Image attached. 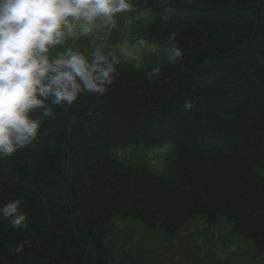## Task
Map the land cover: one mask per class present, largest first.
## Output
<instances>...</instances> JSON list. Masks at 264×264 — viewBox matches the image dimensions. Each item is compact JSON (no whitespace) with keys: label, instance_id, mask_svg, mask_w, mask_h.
<instances>
[{"label":"trees","instance_id":"trees-1","mask_svg":"<svg viewBox=\"0 0 264 264\" xmlns=\"http://www.w3.org/2000/svg\"><path fill=\"white\" fill-rule=\"evenodd\" d=\"M132 7L102 41L121 61L105 96L55 106L32 144L0 158V206L19 199L29 225L0 218V264H110L123 221L167 237L222 221L264 253V0ZM172 32L184 53L175 65L162 51ZM136 40L155 51L123 61L117 44ZM65 46L92 50L85 38Z\"/></svg>","mask_w":264,"mask_h":264},{"label":"clouds","instance_id":"clouds-1","mask_svg":"<svg viewBox=\"0 0 264 264\" xmlns=\"http://www.w3.org/2000/svg\"><path fill=\"white\" fill-rule=\"evenodd\" d=\"M132 9V0H0V158L32 144L44 118L55 119V106L67 110L82 94L105 96L115 83L120 58L102 42H90L92 50L85 54L65 46L66 41L99 28L111 31L116 15ZM165 12L174 14V9ZM176 36L170 33L171 47L162 49L172 65L184 55L173 42ZM57 45L63 51L50 55ZM160 67L157 63L145 72L150 83L159 77ZM37 110L42 115L34 117ZM0 218L13 229L29 226L19 199L0 206Z\"/></svg>","mask_w":264,"mask_h":264},{"label":"rangeland","instance_id":"rangeland-1","mask_svg":"<svg viewBox=\"0 0 264 264\" xmlns=\"http://www.w3.org/2000/svg\"><path fill=\"white\" fill-rule=\"evenodd\" d=\"M132 12L120 14L128 22ZM118 17L116 15V24ZM109 32L99 28L87 38L89 42H100ZM121 52L141 57L140 48L122 46ZM107 241L110 264H264V253L258 254L249 244L239 241L221 221L209 227L197 220L173 237L146 231L134 221H123L117 224L115 233Z\"/></svg>","mask_w":264,"mask_h":264}]
</instances>
